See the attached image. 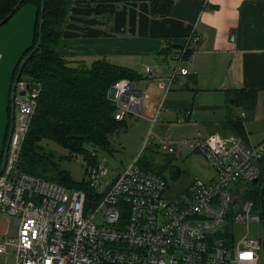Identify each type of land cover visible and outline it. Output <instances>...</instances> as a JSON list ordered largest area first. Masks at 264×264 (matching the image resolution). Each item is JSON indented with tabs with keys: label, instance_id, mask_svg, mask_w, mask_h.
<instances>
[{
	"label": "built area",
	"instance_id": "2783aa9c",
	"mask_svg": "<svg viewBox=\"0 0 264 264\" xmlns=\"http://www.w3.org/2000/svg\"><path fill=\"white\" fill-rule=\"evenodd\" d=\"M192 41L198 40L189 36L170 59L167 91L187 75L180 64L192 60ZM143 72L150 79L157 73L147 66ZM25 82L15 84L18 117L13 113L0 174V223L6 226L0 229V254L8 256L13 248L12 264H263L264 218L247 196L253 187L264 188V140L252 146L237 135L202 137L193 131L191 141H163L160 148L168 153L177 144L195 149L211 170L178 195H168L166 180L136 165L138 157L118 173L96 158L88 165V200L83 189L67 190L18 168L38 93L34 87L27 96ZM20 91L25 96L18 97ZM108 96L116 121L141 116L144 96L129 82L118 80ZM159 110L148 117L152 126ZM97 212L102 219L95 223ZM10 226L16 234L8 238Z\"/></svg>",
	"mask_w": 264,
	"mask_h": 264
},
{
	"label": "crops",
	"instance_id": "0c3cea01",
	"mask_svg": "<svg viewBox=\"0 0 264 264\" xmlns=\"http://www.w3.org/2000/svg\"><path fill=\"white\" fill-rule=\"evenodd\" d=\"M170 1L173 6L169 16L153 17L146 1L93 7L86 4V0H73L58 55L85 68L105 59L142 77L147 66L157 72L154 75L157 79H161L165 77L164 65L171 63L170 56L180 52L190 36L198 41L189 42L188 49L194 51L192 60L180 64L184 65L182 68L187 75L177 77L179 84L167 92L162 82L158 84L166 97L163 106L172 111H185L189 116L183 123L190 124L192 117L197 119L199 122L194 124L201 130L192 124L193 130L202 137L211 134L233 136L223 123L229 114L240 115L245 119L242 139L252 146L260 144L264 140V114L255 117L259 109L254 103L249 115L234 101L232 92L249 91L255 94L256 100L264 98L262 0ZM35 11L32 5L20 9L0 29V104L3 107L12 70L19 55L31 45ZM9 37L13 40L6 47ZM169 47H172L171 55L166 57L163 51ZM226 91L232 92L227 96ZM7 103L8 100L6 109ZM197 113L205 114L204 118H198ZM1 129L0 125V134ZM3 140L0 136V141ZM2 149L3 145L0 152ZM262 161L264 165V157Z\"/></svg>",
	"mask_w": 264,
	"mask_h": 264
},
{
	"label": "trees",
	"instance_id": "16d2710c",
	"mask_svg": "<svg viewBox=\"0 0 264 264\" xmlns=\"http://www.w3.org/2000/svg\"><path fill=\"white\" fill-rule=\"evenodd\" d=\"M40 1L24 0L17 10L32 5L36 10V18L32 28L31 45L19 55L15 68L12 70L9 86L14 82L19 63L33 50L36 44ZM144 1L149 4L150 15L153 17H167L172 12L173 1L170 0H86V4L96 7L101 6V4L121 5ZM17 2L18 0H0V21L4 19L6 14L11 12ZM44 3L45 10L43 11V25H41L42 39L40 40V47L20 71V78L26 81L27 87L30 89L36 87L38 93L36 95V109L28 124V133L22 141L18 168L31 176L41 177L42 180L47 182H55L64 187L68 185L71 189H83L87 199L91 200L93 195H91V189L87 187L86 182L82 179L74 182L71 179L69 170L60 168L59 162L68 156L72 158V156L81 154L87 160L88 165H92L97 156L86 153V146L96 147V149L104 152H111L110 137L116 134L120 128L126 127L124 121L126 117L119 121L114 119L115 110L108 93L120 79L133 83L134 80L139 82L146 80L147 77H142L133 70L116 67L105 59L92 62L90 66L85 68L79 64H72L63 56H59L60 39L64 31V24L67 22L69 10L73 7V0H44ZM262 3L264 11V0H262ZM16 13L12 15L11 19ZM9 21L7 20L5 23ZM170 49L172 47L163 51L164 56L171 55ZM9 88L11 89V86ZM10 89L8 96H10ZM231 92L226 91L225 93L228 96ZM232 93L234 101L251 115L256 102L255 94L249 93V91ZM9 110L10 101L8 100L5 111L7 115L5 138L8 131ZM184 115H186V118L189 116L186 112L182 114V116ZM186 118L182 120V123ZM225 120L223 127L242 138L245 119L229 114ZM47 142H53L62 148L66 151V155L57 157L52 150L50 151L47 148ZM4 144L5 142L3 147ZM178 174L179 172H175L171 174L170 178L175 180ZM247 197L252 200L255 208L259 210L261 217L264 218V188H251Z\"/></svg>",
	"mask_w": 264,
	"mask_h": 264
},
{
	"label": "rangeland",
	"instance_id": "374dc122",
	"mask_svg": "<svg viewBox=\"0 0 264 264\" xmlns=\"http://www.w3.org/2000/svg\"><path fill=\"white\" fill-rule=\"evenodd\" d=\"M26 7L28 6L23 8ZM7 39L9 43H7L6 47L10 46L13 40L11 37ZM3 54H5V52H3ZM164 66L165 77L157 79V77L154 76L151 79L148 78L147 81L144 80L136 82L134 80L133 83H131V86L144 96L142 105L139 108L141 116H126L124 120L126 127L120 128L116 134H113L110 137L112 146L111 152H104L96 149V147L92 148L91 146H86L85 151L90 155L97 156L98 159H105L104 165L111 167L115 173L120 172L123 166L126 167L133 159L138 157L136 165H139L140 168L145 169V171L149 173L152 172L160 179L166 180L167 188L165 192L168 195H178L180 192H183L184 189L191 182H193V180H206L208 176H210L211 171L209 165L203 161L204 159L201 154L193 148H188L187 146L177 144L174 147L176 151L173 153H168L167 150L160 148L163 141L167 142L170 140L171 142H177L179 140L183 141L184 138H187L189 141L193 140L194 135H192V133L195 130L193 125L198 130H201L198 125L194 124V122H199L194 117L191 118L190 124L180 123L177 121V119L181 118L183 112L185 111H172L163 106L166 102V97H164L162 92L163 90L160 91L158 89V84L162 82V84L165 85L164 90L166 92L169 86V80L167 76L169 75L170 77V70L174 68L172 63H168ZM0 83H2L1 76ZM174 88L175 87H173V89ZM1 89L2 86L0 84V90ZM191 97L192 95H190V102L193 101ZM197 100L200 104L199 99ZM197 100L194 101L193 107L197 103ZM6 102H4V107L2 103L0 104V125L2 128L0 134L1 139L5 138V124H7V117L6 114H4V111L6 110ZM255 104L258 105L257 110L259 109L257 116L255 117L260 118V115L264 114V98L260 97L258 100H256ZM158 110V119H156L155 124L152 126L147 116L148 114L153 116ZM17 111L18 106H15L14 114L16 117H18ZM204 115L205 114L199 113L198 118H204ZM179 134H183L184 137H180ZM147 136L149 137V140L144 146ZM46 144L47 148L50 151L52 150L57 157H64L66 155V151L55 145L53 142H47ZM2 145L3 142L0 141V146ZM59 167L64 170H69L71 179L74 182L80 181V179H82L84 182H87L86 177L87 171L89 169L88 162L81 154L72 156V158H69L68 156L62 159L59 162ZM175 172H179V174L174 180L171 179L170 176ZM65 188L67 190L71 189V187L68 185H66ZM101 219V213L97 212L95 214L94 222H99ZM0 229L1 231L6 230L5 221L0 223ZM237 232L240 235L244 233L241 228H237ZM9 233L10 235L7 236L8 238L16 234L15 228L13 226H10ZM12 250L13 248H8V256L0 254V264H4L5 261L9 264L14 262L15 258L12 254ZM261 259L264 264V248L263 252L261 253Z\"/></svg>",
	"mask_w": 264,
	"mask_h": 264
},
{
	"label": "water",
	"instance_id": "95a60500",
	"mask_svg": "<svg viewBox=\"0 0 264 264\" xmlns=\"http://www.w3.org/2000/svg\"><path fill=\"white\" fill-rule=\"evenodd\" d=\"M24 2V0H18L16 6L11 10V12H9L8 14L5 15L4 19L2 21H0V27H2L4 25V23L8 20L11 19L12 15L17 12L18 8L20 7V5ZM45 10V3H44V0H41L40 1V11L38 12L39 13V25H37V29H38V38L36 39V44L33 48V50L27 54L25 56L24 59L21 60V62L19 63V66L18 68L16 69V76L14 78V82L11 83V89H10V96H8V100L10 101V110L8 112L9 114V123L7 125V128H8V131H7V136L4 140L5 144H4V147L2 149V152L0 153V157H1V162H0V174L2 173V168L3 166L5 165V160H6V152L8 150V138L10 137L11 133H12V123L14 121V110H15V103H14V96H16V82L19 81L20 79V76H21V69L24 68V66L26 65V63L31 59V56L33 55V53L37 52L39 47H40V40L42 39V29H41V25H43V11ZM26 92H27V96L30 95V88L27 87L26 88ZM22 96H25V93L24 91H20V93L18 94V97H22ZM253 183H256V180L253 181Z\"/></svg>",
	"mask_w": 264,
	"mask_h": 264
}]
</instances>
